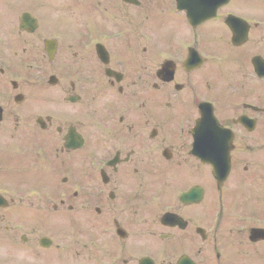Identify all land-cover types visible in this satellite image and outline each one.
I'll use <instances>...</instances> for the list:
<instances>
[{"label": "flooded vegetation", "instance_id": "flooded-vegetation-1", "mask_svg": "<svg viewBox=\"0 0 264 264\" xmlns=\"http://www.w3.org/2000/svg\"><path fill=\"white\" fill-rule=\"evenodd\" d=\"M189 5L0 0V264H264V0Z\"/></svg>", "mask_w": 264, "mask_h": 264}, {"label": "rangeland", "instance_id": "rangeland-1", "mask_svg": "<svg viewBox=\"0 0 264 264\" xmlns=\"http://www.w3.org/2000/svg\"><path fill=\"white\" fill-rule=\"evenodd\" d=\"M160 192H161L163 195H167V194H168L166 188H162V189L160 190ZM209 198H210V196H209Z\"/></svg>", "mask_w": 264, "mask_h": 264}, {"label": "water", "instance_id": "water-1", "mask_svg": "<svg viewBox=\"0 0 264 264\" xmlns=\"http://www.w3.org/2000/svg\"><path fill=\"white\" fill-rule=\"evenodd\" d=\"M193 1L195 2V1H197V0H193ZM194 6L196 7V6H197V4H194ZM204 16H205V18H207V17H208V15H207V14H205ZM217 129H219V128H217Z\"/></svg>", "mask_w": 264, "mask_h": 264}]
</instances>
